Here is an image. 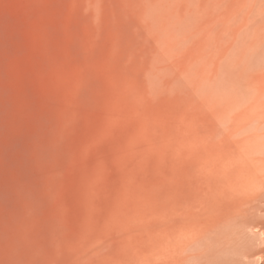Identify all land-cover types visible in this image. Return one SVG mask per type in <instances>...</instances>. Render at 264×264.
Here are the masks:
<instances>
[{"label": "rangeland", "instance_id": "obj_1", "mask_svg": "<svg viewBox=\"0 0 264 264\" xmlns=\"http://www.w3.org/2000/svg\"><path fill=\"white\" fill-rule=\"evenodd\" d=\"M0 264H264V0H0Z\"/></svg>", "mask_w": 264, "mask_h": 264}, {"label": "bare ground", "instance_id": "obj_2", "mask_svg": "<svg viewBox=\"0 0 264 264\" xmlns=\"http://www.w3.org/2000/svg\"><path fill=\"white\" fill-rule=\"evenodd\" d=\"M259 209H257L255 212H253V215H258ZM175 222L178 224L177 226L180 227V229L186 228L188 225L189 217L182 213L177 218H175Z\"/></svg>", "mask_w": 264, "mask_h": 264}]
</instances>
